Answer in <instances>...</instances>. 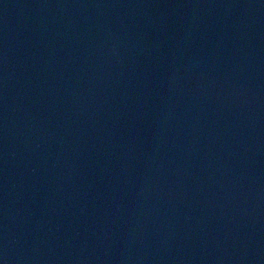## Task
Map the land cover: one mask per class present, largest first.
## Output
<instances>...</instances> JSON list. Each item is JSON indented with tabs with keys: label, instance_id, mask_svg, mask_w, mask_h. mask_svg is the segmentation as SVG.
Masks as SVG:
<instances>
[{
	"label": "water",
	"instance_id": "water-1",
	"mask_svg": "<svg viewBox=\"0 0 264 264\" xmlns=\"http://www.w3.org/2000/svg\"><path fill=\"white\" fill-rule=\"evenodd\" d=\"M0 264H264V0H0Z\"/></svg>",
	"mask_w": 264,
	"mask_h": 264
}]
</instances>
